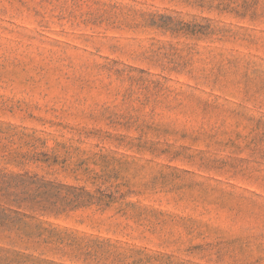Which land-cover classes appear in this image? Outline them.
<instances>
[{"label": "rangeland", "instance_id": "1", "mask_svg": "<svg viewBox=\"0 0 264 264\" xmlns=\"http://www.w3.org/2000/svg\"><path fill=\"white\" fill-rule=\"evenodd\" d=\"M0 264H264V0H0Z\"/></svg>", "mask_w": 264, "mask_h": 264}]
</instances>
